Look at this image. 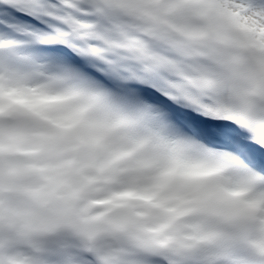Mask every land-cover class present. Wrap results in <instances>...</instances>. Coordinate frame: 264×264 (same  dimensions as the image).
<instances>
[{
  "label": "snow or ice",
  "instance_id": "obj_1",
  "mask_svg": "<svg viewBox=\"0 0 264 264\" xmlns=\"http://www.w3.org/2000/svg\"><path fill=\"white\" fill-rule=\"evenodd\" d=\"M0 264H264V0H0Z\"/></svg>",
  "mask_w": 264,
  "mask_h": 264
}]
</instances>
